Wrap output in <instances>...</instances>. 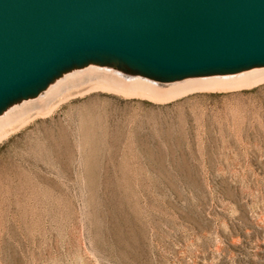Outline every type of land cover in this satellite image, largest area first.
<instances>
[{"label":"rangeland","instance_id":"rangeland-1","mask_svg":"<svg viewBox=\"0 0 264 264\" xmlns=\"http://www.w3.org/2000/svg\"><path fill=\"white\" fill-rule=\"evenodd\" d=\"M71 88L0 141V264H264V80Z\"/></svg>","mask_w":264,"mask_h":264},{"label":"water","instance_id":"water-1","mask_svg":"<svg viewBox=\"0 0 264 264\" xmlns=\"http://www.w3.org/2000/svg\"><path fill=\"white\" fill-rule=\"evenodd\" d=\"M99 54L166 79L261 63L264 0H0V105Z\"/></svg>","mask_w":264,"mask_h":264},{"label":"bare ground","instance_id":"bare-ground-1","mask_svg":"<svg viewBox=\"0 0 264 264\" xmlns=\"http://www.w3.org/2000/svg\"><path fill=\"white\" fill-rule=\"evenodd\" d=\"M263 80L264 62L205 69L166 79L141 72L110 55L86 56L57 67L35 88L7 98L0 105V141L8 134V128L20 126L21 115L37 113L38 108L52 111L61 96L71 87L84 82L123 91L132 90L130 93L174 97L195 89L235 88Z\"/></svg>","mask_w":264,"mask_h":264}]
</instances>
